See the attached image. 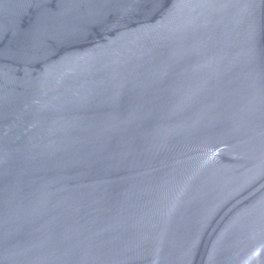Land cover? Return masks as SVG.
I'll use <instances>...</instances> for the list:
<instances>
[{
    "label": "water",
    "instance_id": "water-1",
    "mask_svg": "<svg viewBox=\"0 0 264 264\" xmlns=\"http://www.w3.org/2000/svg\"><path fill=\"white\" fill-rule=\"evenodd\" d=\"M0 264H264V0H0Z\"/></svg>",
    "mask_w": 264,
    "mask_h": 264
}]
</instances>
